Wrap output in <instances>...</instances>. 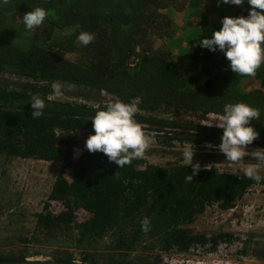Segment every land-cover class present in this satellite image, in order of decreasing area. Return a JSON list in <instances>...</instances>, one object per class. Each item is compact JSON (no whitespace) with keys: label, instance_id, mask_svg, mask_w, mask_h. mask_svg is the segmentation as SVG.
Here are the masks:
<instances>
[{"label":"trees","instance_id":"obj_1","mask_svg":"<svg viewBox=\"0 0 264 264\" xmlns=\"http://www.w3.org/2000/svg\"><path fill=\"white\" fill-rule=\"evenodd\" d=\"M185 1L10 0L3 5L0 0V75L20 80L0 83V157L61 167L36 215L34 235L21 242L65 244L66 238L84 250L83 264H162L160 254L173 248L229 237H208L190 226L214 204L234 208L264 179L257 183L245 174L200 166L193 182H186L191 165L157 166L139 158L119 169L103 153L85 147L96 112L116 101L136 102L134 119L169 132L158 139L170 148L175 141L218 146L223 130L198 116L220 118L226 104L245 103L261 113L250 123L259 138L247 148L264 150V64L254 77L239 76L223 52L200 46L222 27L213 11L201 12L188 58L174 59L168 47L155 48L152 37L169 33L165 12L183 11ZM37 7L49 15L33 35L13 29ZM249 11L241 8L230 17H247ZM81 32L94 36L88 46L78 40ZM54 82L87 95L81 93L84 100L76 102L48 99ZM33 95L45 101L40 118L31 116ZM145 217L151 222L147 233L141 230ZM100 245L103 253H97ZM33 256L26 247L0 254V263L18 264ZM74 261L75 252L67 247L39 264Z\"/></svg>","mask_w":264,"mask_h":264},{"label":"rangeland","instance_id":"obj_2","mask_svg":"<svg viewBox=\"0 0 264 264\" xmlns=\"http://www.w3.org/2000/svg\"><path fill=\"white\" fill-rule=\"evenodd\" d=\"M193 1L195 0H192V3ZM197 4L198 5H195L196 8H194L193 11L190 9V12H187L185 15L183 14L184 16L180 21V23H182L185 20L187 28L186 26L185 29L176 27V34L172 37V30H174V28L173 25L170 24L168 34H165L162 37H152L155 48L161 46L169 48L172 40L182 37V40L180 41L182 47L179 45L172 46L170 51L172 52L174 59L184 60L185 57L188 58L187 56L192 50L191 45L193 44L194 38L192 30L195 26H198L201 12L206 11L207 7L204 6H208L204 0L197 1ZM248 7L250 6H247L246 9L251 10ZM185 8H187V4ZM180 12L168 10L165 13L168 18H173L174 21H176V15ZM217 16L219 19L216 20L222 21L220 14H217ZM18 28H20L23 34L28 36L33 35L35 30H27L22 17L13 24V29ZM184 30L187 31L185 34ZM197 30H199V28ZM127 33L131 34L130 29L127 30ZM188 35L190 37H187ZM48 45H50V43ZM179 48L181 49L179 50ZM185 63H187V60H185L184 65ZM8 82L19 83L20 80L9 75H0L1 84H8ZM16 87H19V85H16ZM61 91L63 93L62 96L55 97L53 95L52 99L63 102H76L84 100V98L80 96L81 93L83 95H87V93L82 89L66 85H61ZM90 97H94V94H90ZM208 117L210 116L201 115L198 116V120L202 123L208 122L219 124L221 122L218 117ZM190 120L194 119L190 118ZM142 127L144 131L152 137V143L149 149L146 151L145 156L140 158L149 164L166 166L167 163L170 162L189 165L185 163L183 158V152L186 149L194 151L192 164H199V166L203 168H217L223 173L236 175L245 174L246 167L249 164L256 163V161L252 159L251 155L246 156L243 161L239 163H232L226 160L225 156L219 151V149L208 148L206 145L194 146L186 142L181 143L179 141H175V143H173V148L165 147L160 143L158 138L170 135L168 134L169 132L166 130L159 132L158 127L152 125H144ZM171 134H173V132ZM245 150L251 153L256 149L246 148ZM60 170V165L55 163H44L21 159H10L6 161L5 158L0 157V254L18 252L20 249H26L27 247L28 251L30 253H34L35 255L29 258L28 261L42 262L51 260V255L55 249H67L68 247L71 251L75 252V255L83 254V249H79L75 247L74 244L68 243L69 241H67L66 238H64V240L62 239V241L66 242L65 244L31 242L26 245L21 242L22 239H31L34 235L36 215L42 211L44 202L47 200L55 177ZM259 174L264 177V167L260 168ZM245 201L254 204L257 207L258 212L256 213V228L249 232V241L246 245L245 254L255 262L262 264L264 263V184L258 185L257 189L254 190L252 195ZM190 228H192L196 233H204L208 237L217 233L228 235H232L233 233V228L229 224H215L213 214H210L207 210L206 213L197 218L195 223L190 226ZM98 247L99 250H97V253H103L104 245H100ZM141 251L137 255L145 252L144 250L142 252Z\"/></svg>","mask_w":264,"mask_h":264},{"label":"clouds","instance_id":"obj_3","mask_svg":"<svg viewBox=\"0 0 264 264\" xmlns=\"http://www.w3.org/2000/svg\"><path fill=\"white\" fill-rule=\"evenodd\" d=\"M242 6L245 0H218L219 3ZM10 0H2L3 5H8ZM250 11L247 17H224L219 31H213L210 38L199 41L202 48L212 52L217 50L224 53L230 62V69L239 76L256 75L257 70L264 64V0H247ZM49 13L40 7L26 13L23 23L27 30L40 27ZM78 40L83 46H88L94 36L88 32H81ZM52 89L55 97L62 96L61 85L54 82ZM49 96L48 99H52ZM31 116L40 118L45 101L39 95L31 97ZM139 111L136 102L125 104L116 101L107 106L106 110H99L92 118L94 135L86 141V149L90 153H103L110 162L118 165L119 169L131 165L135 159L143 158L152 143V137L134 119ZM260 110L245 103L226 104L220 123L215 124L223 130L221 143L218 146L206 145L208 148L218 147L226 160L239 163L251 155L256 161L245 169V176L259 183L264 177L259 174L264 167V150L257 149L251 153L245 149L259 138V133L250 126L251 121L260 119ZM208 118H217L214 115ZM212 126V125H209ZM154 135V134H153ZM193 147V146H192ZM194 151L186 149L183 152L185 163L192 166V174L186 177V182H193V177L199 173V164H192ZM150 220L145 217L141 221V230L150 231Z\"/></svg>","mask_w":264,"mask_h":264},{"label":"built area","instance_id":"obj_4","mask_svg":"<svg viewBox=\"0 0 264 264\" xmlns=\"http://www.w3.org/2000/svg\"><path fill=\"white\" fill-rule=\"evenodd\" d=\"M90 135H94V133H90L88 137ZM261 184H257L232 209L224 210L219 204H214L206 209L210 214H213L215 224H229L233 228L230 237L220 240L217 244L212 242L196 243L187 250L173 248L160 254L162 264H260L245 254L249 232L256 228V213H258L257 207L245 200ZM74 264H83V255L76 254Z\"/></svg>","mask_w":264,"mask_h":264},{"label":"crops","instance_id":"obj_5","mask_svg":"<svg viewBox=\"0 0 264 264\" xmlns=\"http://www.w3.org/2000/svg\"><path fill=\"white\" fill-rule=\"evenodd\" d=\"M197 1H201V0H195V1H193V3H192V0H187L186 1V4H187V8H185L183 11H181L180 13H177V15H176V17H177V19H176V21H174V19L173 18H169L170 19V24H172L173 25V28H174V30H172V37H173V35L174 34H176V27H179V28H181V29H185V26H186V28H187V23L185 22V20L182 22V23H180V21L182 20V17L185 15V14H187V12H190L189 10L191 9V11H193L194 10V8H196L195 7V5H198L197 4ZM204 2L208 5V6H204V7H207V9L206 10H209V11H213V15H214V17H215V19H219L218 18V16H217V14H220V18H221V20L224 18V17H230V16H232L237 10H239V9H241V8H247V6H250V5H248V3L246 2V0H245V3L242 5V6H236V5H231V4H221V3H219V6H218V2L217 3H215V4H212V2L210 1V0H204ZM196 3V4H195ZM248 8H250V7H248ZM205 9V8H204ZM222 11H224L225 13H226V15L225 16H223V12ZM184 14V15H183ZM218 23H220V22H222V21H218V20H216ZM188 22V21H187ZM182 24V25H181ZM181 25V26H180ZM196 28V29H195ZM195 28L192 30V33L195 35H197L198 34V31L199 30H197L198 29V26H195ZM185 32H184V34L187 32L186 30H184ZM181 34H183V33H181ZM187 37H190L189 35L187 36ZM194 39V38H193ZM182 40V37H179V38H175V40H172L171 41V45H169V49H171V47L172 46H176V45H179V46H181L182 47V45H181V43H180V41ZM181 48H179V50H180ZM178 50V51H179Z\"/></svg>","mask_w":264,"mask_h":264},{"label":"water","instance_id":"obj_6","mask_svg":"<svg viewBox=\"0 0 264 264\" xmlns=\"http://www.w3.org/2000/svg\"><path fill=\"white\" fill-rule=\"evenodd\" d=\"M39 263H45V262H39V261H27V262H22V263H18V264H39ZM0 264H7V263H0ZM48 264H55L53 262H48Z\"/></svg>","mask_w":264,"mask_h":264}]
</instances>
